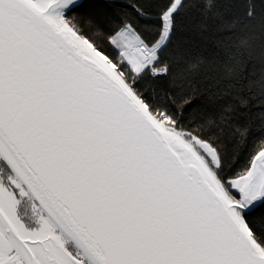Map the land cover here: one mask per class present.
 I'll list each match as a JSON object with an SVG mask.
<instances>
[{
    "label": "snow or ice",
    "instance_id": "obj_1",
    "mask_svg": "<svg viewBox=\"0 0 264 264\" xmlns=\"http://www.w3.org/2000/svg\"><path fill=\"white\" fill-rule=\"evenodd\" d=\"M0 264H264V0H0Z\"/></svg>",
    "mask_w": 264,
    "mask_h": 264
}]
</instances>
